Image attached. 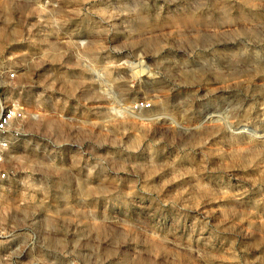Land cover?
Masks as SVG:
<instances>
[{
	"label": "rangeland",
	"instance_id": "rangeland-1",
	"mask_svg": "<svg viewBox=\"0 0 264 264\" xmlns=\"http://www.w3.org/2000/svg\"><path fill=\"white\" fill-rule=\"evenodd\" d=\"M9 72L0 264H264V0H0Z\"/></svg>",
	"mask_w": 264,
	"mask_h": 264
},
{
	"label": "built area",
	"instance_id": "built-area-1",
	"mask_svg": "<svg viewBox=\"0 0 264 264\" xmlns=\"http://www.w3.org/2000/svg\"><path fill=\"white\" fill-rule=\"evenodd\" d=\"M14 76V72H9L5 77H0V182L9 177V172L2 165L7 152L23 135L26 119V110L22 102L18 99H6L2 93L4 86ZM139 106L148 108L150 104L140 102Z\"/></svg>",
	"mask_w": 264,
	"mask_h": 264
}]
</instances>
